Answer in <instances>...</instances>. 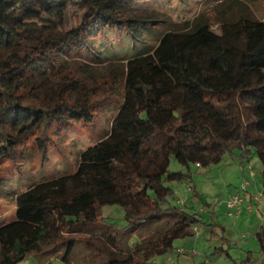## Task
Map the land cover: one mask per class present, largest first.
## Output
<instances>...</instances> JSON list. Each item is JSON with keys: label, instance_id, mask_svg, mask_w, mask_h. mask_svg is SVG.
<instances>
[{"label": "trees", "instance_id": "obj_1", "mask_svg": "<svg viewBox=\"0 0 264 264\" xmlns=\"http://www.w3.org/2000/svg\"><path fill=\"white\" fill-rule=\"evenodd\" d=\"M142 3L0 0V170L13 169L29 144L46 153L56 126L95 122L92 93L64 62L105 60L94 41L111 29L144 39L166 15ZM221 22L215 32L201 18L177 20L142 54H125L111 129L81 152L76 171L15 194V218L0 219V264H18L44 244L72 264L77 244L93 245L105 225L117 232L95 236L110 244L101 264H159L157 255L204 223L200 211L173 204L172 183L192 180V165H217L226 153L255 152L264 164V19L248 11ZM172 157L187 169L171 170ZM262 178L264 188V165ZM112 204L125 209L126 226L102 214ZM257 234L260 253L231 256L234 264H264V227Z\"/></svg>", "mask_w": 264, "mask_h": 264}, {"label": "rangeland", "instance_id": "obj_2", "mask_svg": "<svg viewBox=\"0 0 264 264\" xmlns=\"http://www.w3.org/2000/svg\"><path fill=\"white\" fill-rule=\"evenodd\" d=\"M142 2V6L162 11L166 15L161 23L151 27L152 32H148L144 39L132 42L127 35L120 37L118 31L111 29L106 40L97 36L94 41L102 54L108 55L107 58H103L105 60H98L93 64H86L85 60L71 57L65 60L64 72L68 76H73V79L83 82V90L92 93V101H95L97 110L96 120L89 126L74 120L66 126H56L46 153L29 144L24 156L13 164V169L0 170V175L4 177V179L0 177V219L10 222L15 218L17 192L22 193L33 183L36 184L43 179L76 171L81 152L107 135L111 129V121L117 115L123 101L120 84L125 73L127 56L142 54L157 44V38L167 30L166 27L177 20L201 18L207 21L215 32H219L222 28V18H234L241 12L249 11L253 16L264 19V0H142ZM74 10V7L69 9L70 13ZM173 25L170 28H173ZM118 37L120 39H117ZM57 79H54V82L59 84ZM263 165L255 152L246 158L237 153L235 155L226 153L219 164L208 167L192 165V180L172 183L176 197H171V201L173 204L185 202L192 210L200 211L204 223H199L198 234L196 232L192 236L177 239L169 253L157 255L155 260L159 264H234L232 257L239 261L246 256V242L255 238V232L264 224V209L255 205L253 211L238 217L236 221L240 222L236 226L228 214L229 207L226 201L238 188L243 193L242 171L249 167L253 168L256 176L252 177L248 191L259 193L257 190L260 189L264 193ZM170 168L174 172L187 169L175 157L171 159ZM255 185H258L259 189H256ZM102 212L110 223L115 222L119 227L126 226L124 219L126 211L122 206L106 205L102 207ZM210 222L218 225L212 223L207 225ZM105 226L97 229L96 237L106 229L108 233L117 232L116 228L109 229L107 225ZM158 228L163 229V226L160 225ZM212 228L215 229L213 232ZM95 236L91 239L94 243L91 246L84 242L77 244L72 254V264H101L107 260L110 244L105 237L103 239ZM119 237L126 248L128 236L120 234ZM183 247L184 250L181 252ZM52 248L53 245L44 244L40 252H31L18 264H45L50 260L52 264H65L61 253H54Z\"/></svg>", "mask_w": 264, "mask_h": 264}, {"label": "crops", "instance_id": "obj_3", "mask_svg": "<svg viewBox=\"0 0 264 264\" xmlns=\"http://www.w3.org/2000/svg\"><path fill=\"white\" fill-rule=\"evenodd\" d=\"M249 171V172H248ZM242 173H243V175H244V186H243V193L241 192V191H239V188L237 189V192L235 193V192H233V194H231V195H229L228 196V198L227 199H230L231 198V196H233V195H236L237 193H241V195L243 196V198H244V205H250L251 203H252V206H253V209L251 210V211H253L254 210V208L256 207V206H259V208H261V207H263L262 209H264V199H262L263 198V194H262V198H261V201H257L256 199H255V195L257 194H261L262 192L260 191V189H259V186L258 185H255L256 187V189H259V190H257L259 193H256L255 191H251L250 190V192L248 191V188L251 186V183H252V177H255L256 176V174H255V171H253V168L251 169V167H249V169L247 168V169H245V171H242ZM262 187H263V185H262ZM264 189V188H263ZM256 205V206H255ZM245 207V206H244ZM247 207H245V208H243V211H242V213L238 216V217H240L241 215H243V214H245V213H249V212H251V211H247V209H246ZM258 208V209H259ZM238 217H232L233 218V220L235 221L233 224L235 225L236 224V226L238 225V223L240 222V221H236L237 219H238ZM203 218V217H202ZM212 222H210V223H207V225H210ZM216 225H218V224H216ZM264 227V224H262V226L260 227V229L258 230V231H261V229ZM198 228H199V224H198ZM215 229L214 228H212V232L214 231ZM258 231H256L255 232V238H252V239H250L249 241H247L246 242V245H245V247L247 248V252L249 251V252H256L257 253V255H258V253H260V250L262 249L261 247H260V243H259V240H258V237H257V232ZM199 233V229H198V232H197V234ZM244 247V248H245ZM179 249V248H178ZM183 250H184V247L183 248H181V252H183ZM246 256H244L243 258H245ZM242 258V259H243ZM241 259V260H242Z\"/></svg>", "mask_w": 264, "mask_h": 264}, {"label": "built area", "instance_id": "obj_4", "mask_svg": "<svg viewBox=\"0 0 264 264\" xmlns=\"http://www.w3.org/2000/svg\"><path fill=\"white\" fill-rule=\"evenodd\" d=\"M197 165L199 166L200 163L198 162ZM262 194H256L255 199L257 201H261ZM227 207H229L228 214L230 217H238L242 211L243 208L247 207V211H251L253 209L252 203L250 205H244V198L241 195V193H237L236 195L231 196L230 199H227L226 201ZM245 206V207H244ZM198 225L194 227V231L198 232Z\"/></svg>", "mask_w": 264, "mask_h": 264}]
</instances>
